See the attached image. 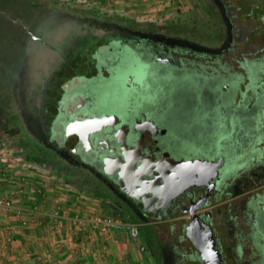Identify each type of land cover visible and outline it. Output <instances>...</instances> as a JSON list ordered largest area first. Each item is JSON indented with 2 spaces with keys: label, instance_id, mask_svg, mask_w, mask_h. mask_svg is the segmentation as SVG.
<instances>
[{
  "label": "rangeland",
  "instance_id": "1",
  "mask_svg": "<svg viewBox=\"0 0 264 264\" xmlns=\"http://www.w3.org/2000/svg\"><path fill=\"white\" fill-rule=\"evenodd\" d=\"M104 1L0 0V145L21 146L31 158L45 159L48 169L61 171L65 182L71 185L77 184L83 189L88 182L92 190L95 184V214L139 226L136 240L140 242L133 249L139 256L129 264H204L185 236L183 224L187 215L164 221L137 218L123 211L122 201L110 193L97 175L45 149L21 112L26 106L27 93L23 85L28 86L37 74L34 65L37 66L38 61L32 57L33 51L51 49V46H44V42L48 44L44 39L49 34V39L60 42L61 35L70 33H106L115 37L126 31L132 33L134 40L139 34L158 35L206 50L201 54L191 53L189 58L205 67L211 76H219L216 86L223 97L214 107V117L220 121L227 119L225 117L236 110V103L240 104V109L232 117V129L225 123L217 124L215 132L210 134L216 138H209V133L203 135L206 149L192 144L193 150L187 155L199 154L207 158L211 152L218 155L223 152L228 158L224 173L238 166L225 176L223 201L211 212L222 264H264V245L261 239L253 242V212L250 213L248 205L251 197L256 199L264 195V5H258L250 14L238 10L236 5H224L223 14L213 0H124V5H117L123 0H115L113 5ZM224 1L228 4V0ZM245 6L251 9L255 5ZM27 57L29 76L26 72L23 74ZM245 60L254 62L250 72L243 65ZM44 70L36 75L38 82ZM235 76H239L237 84L232 81ZM151 83L149 80L148 86ZM146 90V95L155 96L148 88ZM136 93L134 87H129L121 96L129 100ZM229 98H233L231 102ZM248 118L254 119L258 126L250 128ZM239 119L244 125L238 124ZM246 131L253 137L246 136ZM222 139L228 145L225 148Z\"/></svg>",
  "mask_w": 264,
  "mask_h": 264
},
{
  "label": "flooded vegetation",
  "instance_id": "2",
  "mask_svg": "<svg viewBox=\"0 0 264 264\" xmlns=\"http://www.w3.org/2000/svg\"><path fill=\"white\" fill-rule=\"evenodd\" d=\"M213 1L223 14L224 5H236L238 10L247 14L254 11L258 5H264V0H228L226 1L228 4H225L224 0ZM245 5L255 6L247 9ZM125 33L127 32L122 31L115 37L106 33L100 35L89 32L70 33L61 35L63 38L60 42L49 39V34L47 39H44L48 44L44 42V46H51V49L46 48L44 53L31 50L32 57L38 61V65H34L35 70L37 69L36 75L45 70L40 82L35 75L28 86L26 83L23 85L24 93L25 91L27 93L24 99L26 106L21 112L22 117L31 128H34L33 132L40 137L45 148L53 150L74 165L84 167L103 180L110 193L124 204L123 211L137 218L164 221L187 215V220L183 224L184 230L189 215L187 209L203 202L196 211L200 213L202 220L210 225L216 240L211 212L223 201L225 176L238 167L224 173L223 168L228 158L223 152L218 155L208 151L209 159L220 156L225 158L219 169V179H214L213 185L212 181L204 182L205 177L202 176L200 184L195 182L190 185L174 198L171 205L160 212L157 208L159 197L144 203L142 195L136 198L123 192L115 180L116 176L110 177L102 173L101 158L105 155H117L121 150V143H117L109 135V128L90 136L91 144L88 150L79 140H72L75 137L77 117L116 114L121 119L120 125H125L122 130L119 129L117 137L124 133L123 140L126 146L121 148L129 154L133 152L131 147L139 140L143 145L142 151L146 152V155L154 156V161L158 160L164 151L179 158H206L199 154L187 155V152L193 150L194 144L205 148L206 141L203 142V135L206 133H209L212 140L216 138V135L210 137V134L212 131L215 132L217 124L221 126L225 123L232 129V117L238 114L240 104L236 103V110L233 109L231 114L225 117L227 119L216 120L213 110L223 97L216 86L219 76H211L205 71V67L189 58L191 53L201 54L206 50L158 35L139 34L134 40L132 33H127L128 35ZM24 62L23 74L26 72L29 76L26 67L29 57L24 59ZM253 63L245 60L243 65L250 72ZM237 78L239 76H235L233 83H238ZM156 79L157 82H153ZM149 80L152 81L150 86ZM225 86L227 88L229 85ZM129 87H134L137 93L127 100L121 95L125 94ZM147 88L152 95L155 94L154 97L146 95ZM232 99L229 98V102ZM230 104L229 106L232 105ZM254 108L253 106L252 109ZM149 120H152L157 128L152 127L148 123ZM248 120L250 128L258 126L254 119ZM240 123L239 119L238 124ZM144 131L148 134L145 135ZM218 142L217 138L215 149ZM221 144L223 148L228 146L223 139ZM146 161L153 162L151 158ZM129 175L130 173H123L125 178ZM128 183L129 178L126 185ZM145 205L151 208L145 209ZM248 205L251 208L250 213L253 212L251 223L253 242L257 243L261 239L264 245V195L257 196L256 199L251 197ZM216 247L219 249L217 241ZM196 253L198 254L197 251Z\"/></svg>",
  "mask_w": 264,
  "mask_h": 264
},
{
  "label": "crops",
  "instance_id": "3",
  "mask_svg": "<svg viewBox=\"0 0 264 264\" xmlns=\"http://www.w3.org/2000/svg\"><path fill=\"white\" fill-rule=\"evenodd\" d=\"M118 3L124 5V0ZM60 172L48 169L44 160L31 158L21 146L0 145V197L11 201L9 208L0 206V264H129L137 260L139 254L133 249L140 241L129 240L121 231L80 241L84 229L79 228L86 225L80 226L79 220L96 211L95 184L91 183L92 190L88 182L87 189H81L65 182Z\"/></svg>",
  "mask_w": 264,
  "mask_h": 264
},
{
  "label": "water",
  "instance_id": "4",
  "mask_svg": "<svg viewBox=\"0 0 264 264\" xmlns=\"http://www.w3.org/2000/svg\"><path fill=\"white\" fill-rule=\"evenodd\" d=\"M77 125L75 137L72 140H79L87 150L91 144L90 136H95L100 131L109 128V135L121 146H126L123 135L118 136L121 119L116 114L103 115H86L77 117L75 120ZM148 123L157 128L156 124L149 120ZM145 132V135L148 133ZM144 135V134H143ZM100 144V142H99ZM133 152L130 154L124 151L120 146L117 155H105L101 158L102 173L115 177L120 189L131 197L138 198L143 196L144 203L159 197L157 205L158 210L165 209L171 205L174 198L179 196L190 185L200 184L202 176L205 177L204 182L219 179V169L224 163V156L215 158H179L170 156L168 151L162 152L160 158L155 160L154 156L146 155L142 151L143 145L138 141L134 143ZM137 156H134L136 155ZM151 158L153 162L147 163L146 159ZM130 173L129 176H123V173ZM129 183L126 185V182ZM131 189H135L133 192ZM203 202H199L196 206L187 209L188 221L184 226L185 236L190 240L193 247L198 252L199 258L204 264H222V255L210 225L204 222L196 210ZM145 209L151 207L144 206Z\"/></svg>",
  "mask_w": 264,
  "mask_h": 264
},
{
  "label": "built area",
  "instance_id": "5",
  "mask_svg": "<svg viewBox=\"0 0 264 264\" xmlns=\"http://www.w3.org/2000/svg\"><path fill=\"white\" fill-rule=\"evenodd\" d=\"M103 3L107 5H113L116 3L115 0H106ZM11 205V201L8 198L0 197V206L4 208H9ZM86 223V224H85ZM79 225H86L84 227H80L79 230L83 231L84 234L81 235V240L88 242L95 234L103 235L107 237L111 231L117 230L123 232L127 235L128 238L132 240H136L139 238V226L137 224H132L130 222H125L119 218H114L112 216L99 215V214H91L89 217L85 219L79 220ZM87 227V228H86ZM86 228V229H85ZM141 250L144 249L143 246L140 247Z\"/></svg>",
  "mask_w": 264,
  "mask_h": 264
},
{
  "label": "trees",
  "instance_id": "6",
  "mask_svg": "<svg viewBox=\"0 0 264 264\" xmlns=\"http://www.w3.org/2000/svg\"><path fill=\"white\" fill-rule=\"evenodd\" d=\"M252 135V133L251 132H249V131H246V136H251ZM240 143H242V141H240ZM45 160V159H44ZM244 164L246 163V162H243ZM242 164V163H241Z\"/></svg>",
  "mask_w": 264,
  "mask_h": 264
}]
</instances>
